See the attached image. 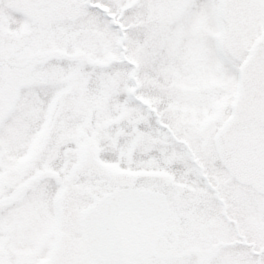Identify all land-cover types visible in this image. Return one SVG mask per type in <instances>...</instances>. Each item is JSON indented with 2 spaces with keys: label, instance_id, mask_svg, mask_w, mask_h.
<instances>
[{
  "label": "snow or ice",
  "instance_id": "1",
  "mask_svg": "<svg viewBox=\"0 0 264 264\" xmlns=\"http://www.w3.org/2000/svg\"><path fill=\"white\" fill-rule=\"evenodd\" d=\"M0 264H264V0H0Z\"/></svg>",
  "mask_w": 264,
  "mask_h": 264
}]
</instances>
